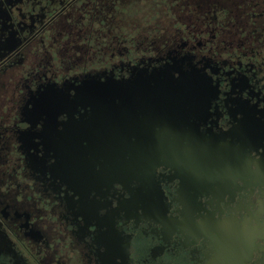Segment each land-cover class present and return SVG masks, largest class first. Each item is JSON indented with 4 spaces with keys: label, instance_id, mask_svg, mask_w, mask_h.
I'll return each mask as SVG.
<instances>
[{
    "label": "flooded vegetation",
    "instance_id": "af4514ba",
    "mask_svg": "<svg viewBox=\"0 0 264 264\" xmlns=\"http://www.w3.org/2000/svg\"><path fill=\"white\" fill-rule=\"evenodd\" d=\"M0 264H264V0H0Z\"/></svg>",
    "mask_w": 264,
    "mask_h": 264
},
{
    "label": "water",
    "instance_id": "95a60500",
    "mask_svg": "<svg viewBox=\"0 0 264 264\" xmlns=\"http://www.w3.org/2000/svg\"><path fill=\"white\" fill-rule=\"evenodd\" d=\"M177 72L180 73V75L179 77L174 78L171 71L168 69L164 71L154 70L151 73V78H148L147 80L138 79L136 82H131L132 84L136 83V86L126 82L125 86L121 87L120 90L128 91V95L129 90H136L137 105L149 108L146 111L143 110L146 114L161 116L162 114L169 113V115H171L172 112H174L173 108L181 105L180 100L192 97V93H190V91L195 90L193 79L186 76L190 73L184 74L178 70ZM183 91L185 92L183 93ZM154 125L156 126L155 121L153 126ZM158 126H160V124ZM162 130L170 134L173 127H171V125H167L162 127ZM160 138L161 134L154 132L153 144L149 145L152 148L151 151L154 155V161L160 158V155L166 148L173 146L169 145L167 147L166 145L156 144L158 142L157 139ZM106 147L113 148V146ZM136 147L137 149L142 150L145 148V145H137Z\"/></svg>",
    "mask_w": 264,
    "mask_h": 264
},
{
    "label": "rangeland",
    "instance_id": "374dc122",
    "mask_svg": "<svg viewBox=\"0 0 264 264\" xmlns=\"http://www.w3.org/2000/svg\"><path fill=\"white\" fill-rule=\"evenodd\" d=\"M212 4H213L214 6H216V7H217V10H219V9H220V8L218 7V4H220V3H218V4H216V5H215V2H214V3L212 2ZM212 4H211V5H212ZM234 6H235V5H234ZM231 8H234V7H231ZM211 9H213V7H211ZM230 10H231V9H230ZM226 19H228V18H226ZM223 21H224V20H223Z\"/></svg>",
    "mask_w": 264,
    "mask_h": 264
}]
</instances>
